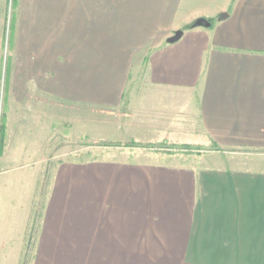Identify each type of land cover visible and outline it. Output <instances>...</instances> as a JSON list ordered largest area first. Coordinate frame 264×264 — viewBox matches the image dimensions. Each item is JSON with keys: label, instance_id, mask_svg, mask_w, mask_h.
Listing matches in <instances>:
<instances>
[{"label": "crops", "instance_id": "1", "mask_svg": "<svg viewBox=\"0 0 264 264\" xmlns=\"http://www.w3.org/2000/svg\"><path fill=\"white\" fill-rule=\"evenodd\" d=\"M7 17L0 0V264L38 211L31 264H264V0H13ZM66 92L82 136L200 145L202 164L49 169ZM12 108L44 121L35 157L12 150Z\"/></svg>", "mask_w": 264, "mask_h": 264}, {"label": "rangeland", "instance_id": "2", "mask_svg": "<svg viewBox=\"0 0 264 264\" xmlns=\"http://www.w3.org/2000/svg\"><path fill=\"white\" fill-rule=\"evenodd\" d=\"M12 1V2H11ZM13 0H8V17L7 23L10 20V5ZM13 12V7H12ZM66 88H69V83L72 81V77H66ZM139 80V81H138ZM140 78L136 80L130 76L128 83L136 84L140 83ZM67 91V89H66ZM72 94L66 92L65 95V109L63 119H58L55 115L52 106H49L50 117H49V140L46 143V152L48 154V166L51 169L53 163L61 160H78V161H90L100 157L112 158V159H148L161 163H169L172 165L181 163L185 165L202 164V157L199 154L190 155V153H184L174 150L170 147H163V150H153L145 151L141 149H129L122 146L119 147H102L93 144V141H98L95 139L115 136H82L84 130L82 121L85 118H79V121H75L77 117V112L72 109ZM51 99H53L50 96ZM60 100V99H59ZM20 112L19 108H12V150L17 152H30L32 157H35V152H37L36 143L34 139L40 133L41 127H44V121L41 119L36 121L30 116H22L19 120L15 121L13 113L16 115ZM61 117V116H59ZM96 119L98 117H95ZM16 122V123H14ZM42 125V126H41ZM80 134V135H79ZM124 144L125 142H120ZM162 147V146H161ZM182 151H185L182 149ZM29 156V155H28ZM44 173H43V183H44ZM40 188V186H39ZM41 194V192H40ZM38 206V205H37Z\"/></svg>", "mask_w": 264, "mask_h": 264}, {"label": "trees", "instance_id": "3", "mask_svg": "<svg viewBox=\"0 0 264 264\" xmlns=\"http://www.w3.org/2000/svg\"><path fill=\"white\" fill-rule=\"evenodd\" d=\"M209 21V20H208ZM195 25V22L187 24L185 27H192ZM93 144H96L98 146L102 147H119V146H143V147H153V146H162V147H170V148H175L177 149H184L186 153H199L200 149L202 147L200 145H194V144H177L174 145L173 143H170L167 140H161L158 142L150 143L147 145H141L135 141H131L129 143H120V142H114V141H106V140H98V141H93ZM213 147L215 150H221V148L213 143ZM41 217V212H35L34 216L32 218L31 224L28 225L26 229V233L24 236V245H23V250L21 253V257L19 259L18 264H31V260L33 257V250H34V245H35V239H36V233L39 227V220Z\"/></svg>", "mask_w": 264, "mask_h": 264}, {"label": "water", "instance_id": "4", "mask_svg": "<svg viewBox=\"0 0 264 264\" xmlns=\"http://www.w3.org/2000/svg\"><path fill=\"white\" fill-rule=\"evenodd\" d=\"M221 15H225V14L222 13ZM181 33H182V30H180V29H179V30H176V31L174 32V34L168 38V40H169V41H174V40H176V39L181 35Z\"/></svg>", "mask_w": 264, "mask_h": 264}]
</instances>
